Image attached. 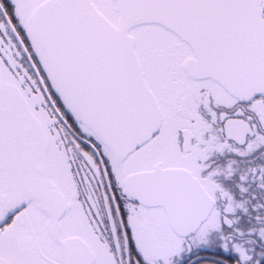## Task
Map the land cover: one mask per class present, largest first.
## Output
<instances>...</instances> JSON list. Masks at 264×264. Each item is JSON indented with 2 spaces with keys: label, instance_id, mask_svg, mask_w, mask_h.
<instances>
[{
  "label": "snow or ice",
  "instance_id": "snow-or-ice-1",
  "mask_svg": "<svg viewBox=\"0 0 264 264\" xmlns=\"http://www.w3.org/2000/svg\"><path fill=\"white\" fill-rule=\"evenodd\" d=\"M0 264H264V0H0Z\"/></svg>",
  "mask_w": 264,
  "mask_h": 264
}]
</instances>
